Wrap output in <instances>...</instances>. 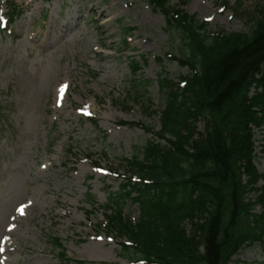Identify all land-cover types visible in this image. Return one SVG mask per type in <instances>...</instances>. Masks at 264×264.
<instances>
[{
  "label": "rangeland",
  "instance_id": "rangeland-1",
  "mask_svg": "<svg viewBox=\"0 0 264 264\" xmlns=\"http://www.w3.org/2000/svg\"><path fill=\"white\" fill-rule=\"evenodd\" d=\"M185 1L190 14L227 33H249L264 5ZM15 5L23 13L13 18ZM177 43L149 0H0V264H68L50 237L70 264H129L120 239L101 228L102 207L127 182L121 160L153 140L145 127L160 128L130 94L159 111L161 75L178 83L189 74L167 58ZM134 58L148 61L137 74ZM255 141L264 174V128ZM124 210L138 217L133 202ZM232 264H264V255L255 246Z\"/></svg>",
  "mask_w": 264,
  "mask_h": 264
},
{
  "label": "trees",
  "instance_id": "trees-1",
  "mask_svg": "<svg viewBox=\"0 0 264 264\" xmlns=\"http://www.w3.org/2000/svg\"><path fill=\"white\" fill-rule=\"evenodd\" d=\"M150 4L178 42L170 60L189 74L179 83L161 75V111L130 94L150 117L159 115L160 129L145 127L153 140L123 159L128 179L102 207L103 227L126 241L121 249L133 264H232L255 246L264 255V174L255 146V130L264 128V5L249 33H226L188 13L186 1ZM145 62L134 58L133 73ZM128 201L138 218L126 215ZM56 240L51 245L70 264Z\"/></svg>",
  "mask_w": 264,
  "mask_h": 264
},
{
  "label": "bare ground",
  "instance_id": "bare-ground-1",
  "mask_svg": "<svg viewBox=\"0 0 264 264\" xmlns=\"http://www.w3.org/2000/svg\"><path fill=\"white\" fill-rule=\"evenodd\" d=\"M108 16L106 15V13H105V11H103V12H101V18H107ZM107 58H108V56H107Z\"/></svg>",
  "mask_w": 264,
  "mask_h": 264
}]
</instances>
